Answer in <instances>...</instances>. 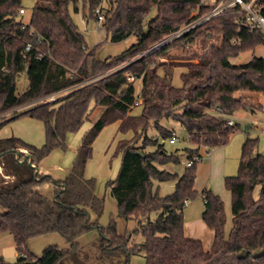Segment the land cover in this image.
<instances>
[{
	"label": "trees",
	"instance_id": "16d2710c",
	"mask_svg": "<svg viewBox=\"0 0 264 264\" xmlns=\"http://www.w3.org/2000/svg\"><path fill=\"white\" fill-rule=\"evenodd\" d=\"M108 2L104 23L107 37L117 42L135 35L137 40L118 56L97 60L95 49H88L69 7L73 4L78 11L81 3L88 9V18H97L95 10L101 0H36L26 25L18 19L24 9L23 0H0V119L12 112L10 121L30 116L46 127V143L41 148L16 136L0 139V232L13 235L17 251L14 262L0 254V264H67L66 259L75 262L73 249L56 244L37 256L30 250L29 240L58 233L74 242L94 227L100 229V248L120 252L126 246L129 256L144 252L146 264H264V254L252 256L253 251L264 248V154L258 151V138L247 136L238 173L225 177L232 196L229 234L224 202L211 189L201 191L205 204L202 219L214 234L209 249L202 240L186 235L184 219L186 204L199 195L198 163L187 166L188 160L201 154L203 147L210 150L229 142L240 125L228 124L223 116L262 108L253 99L235 94L264 95V58L254 55L242 64L232 63L231 58L263 45L264 31L246 27L238 30L233 14L204 22L197 27V36L207 37L218 28L221 42L198 55L197 63L179 65L187 71L181 73L182 86L177 87L173 76L178 64L169 65L160 58L172 45L193 43L195 30L154 47L205 15L209 8L201 0ZM259 4L264 14V0ZM193 11H197L194 17ZM28 43L31 48L25 51ZM160 68L163 75L158 72ZM105 72V77L95 79ZM126 72L141 82L142 110L137 115L130 113L136 88L133 81L127 80ZM23 73L29 85L18 93V77ZM66 90L70 92L64 97L40 102ZM93 101L103 111L85 134L67 177L57 179L40 173V162L54 149H65L67 134L78 131L90 117ZM29 105L24 111H16ZM169 120L179 122L188 134L190 145L182 149L186 168L181 175L158 167L179 162L181 157L179 149L169 151L166 147L176 135L166 125ZM116 122L120 132L132 130L134 136L118 142L116 153H122L121 167L107 186L122 216L139 222L145 239L132 247H127V239L112 227L100 225L104 198L96 193V179L84 177L95 140L106 126ZM151 127L157 137L149 134ZM10 177L14 182H8ZM153 179H176L174 191L160 196L153 190ZM47 183L53 185L51 196L38 190ZM90 212L97 215L95 221H91ZM152 212H157L154 220L150 218ZM243 250L249 255L239 258ZM126 258L123 264L129 262L130 257Z\"/></svg>",
	"mask_w": 264,
	"mask_h": 264
},
{
	"label": "rangeland",
	"instance_id": "374dc122",
	"mask_svg": "<svg viewBox=\"0 0 264 264\" xmlns=\"http://www.w3.org/2000/svg\"><path fill=\"white\" fill-rule=\"evenodd\" d=\"M35 3L36 0H23L24 12L18 16V19L24 23H28ZM78 7L79 10L76 11L74 5L71 4L69 7L70 14L78 26L79 31L83 34L87 42L88 49H95V58L97 60H106L108 58L118 56L136 42L137 39L135 35H131L121 41H111L110 38L107 37L106 33L98 31L97 19L93 17L88 18L86 16L88 15V9H84L81 3L78 4ZM104 8L106 13L109 8L108 0H105ZM196 14L197 11H193L192 17ZM193 21L194 19L191 22ZM190 23L183 25L182 28ZM196 29L197 28L193 29L195 30L193 35L197 37L193 43L186 44V42H182L177 45H172L164 56L160 58L161 61H164L169 65L178 64L174 67V71L176 69L177 70L174 72L173 76V84L177 87L182 86L180 70L187 71L185 66L179 65L187 62L197 63L198 55L209 52L213 44H219L221 42V36L218 28L213 29V32L210 35L208 34L207 37H198ZM158 46H160V44L156 45L154 48ZM263 48L264 44L258 49V52ZM253 53V51L249 50L241 53L238 58H242L243 55H246V57L249 56L250 58ZM257 54L258 53L254 55L256 56ZM244 60L246 61L247 59ZM158 72L163 75V68H160ZM107 74L108 73L105 72L97 74L94 77L95 79H100L101 77H105ZM19 77H24V79L28 81L25 73L21 74ZM133 82L136 91L140 92L141 82L137 79ZM67 94L68 93L63 94L57 99L64 97ZM243 94H245V92L239 93V95ZM94 105L95 103L93 101L90 117L83 123L80 129L76 132L67 134L66 148H56L47 156L48 163H60L66 166L68 162L71 166L73 165L77 150L82 144L85 134L89 131L93 122L99 118L103 111L102 107H95ZM139 106H132L130 113L132 114L133 111L135 115L139 114ZM8 116H11V119L14 117V114L10 113ZM254 116L255 119H252V117L249 116L237 121L240 127L232 135V138H230L227 144L213 148L209 153L205 150H201L204 154L202 162L198 163L196 178V189L199 191V195L186 204L184 209V219L188 234L186 235L190 238L202 240L205 247L209 244L214 234L202 220V213L205 208V204L201 191L205 187L207 189H211L223 200L227 216L226 233H228L232 226V196L225 186V177L236 175L238 173L242 147L247 136L258 138V151L260 150V152H264V112L262 110H258L254 113ZM166 125L173 129L179 138V142L177 144L171 145L168 141L166 143V147L169 151H176L179 149L181 157L179 162L158 164V167L160 169L181 175L186 168V156L181 154L182 149L190 145L189 142L185 140L188 134L185 127L177 121L169 120ZM249 126H252V128L249 129ZM149 134L155 137L158 136L157 131L152 127L149 130ZM0 136L20 137L27 143L41 148L46 143V127L40 120H36L30 116H20L4 124L0 128ZM133 136L134 132L132 130L126 133L120 132L119 123L117 122L106 126L94 142L93 154L86 164L84 173L85 178L96 179V193L99 197L104 198V211L99 217L100 225L105 227L110 226L117 235L124 236L128 242L127 247L140 244L145 238L139 229L138 220L134 218L126 219L122 216L116 199L110 193L107 182L109 180L116 179L121 167L122 153H116L118 142L121 140L131 139ZM159 139L161 140V138ZM149 149L153 150L154 147H150ZM27 170L28 168L23 169L24 172H27ZM45 174L52 175L51 173ZM61 176H64V174ZM8 180L9 183L14 182V178L12 177ZM152 182L153 190L158 191L160 196L171 194L176 186V179H170L167 181H158L153 179ZM38 190L47 196H51L53 185L49 183L43 184L39 186ZM256 193L258 194V190ZM90 216L91 221H95L97 219V215L93 212H90ZM156 217L157 212H152L150 214V218L152 220ZM100 236V229L98 227L92 228L89 232L80 236L74 242L68 241L58 233H49L30 239L29 248L37 256L42 254L44 248L53 244L67 250L73 249L75 252V262L66 259L64 262L67 264H70L71 262L75 264H123L126 261L127 256L130 257L127 264H146L144 252L130 253L129 256L127 250L125 249L126 246H124L120 252L118 249H112L109 251L100 248ZM0 254L3 255L9 262H14L17 259L15 241L13 235L9 232H0Z\"/></svg>",
	"mask_w": 264,
	"mask_h": 264
},
{
	"label": "built area",
	"instance_id": "2783aa9c",
	"mask_svg": "<svg viewBox=\"0 0 264 264\" xmlns=\"http://www.w3.org/2000/svg\"><path fill=\"white\" fill-rule=\"evenodd\" d=\"M201 4L207 6L209 8L208 12L205 15L199 16L194 19L193 22H191L189 25L185 26L184 28L180 29L179 31L173 33L171 36H169L167 39H165L160 45L165 44L167 42H170L174 40L175 38H178L180 36L185 35L189 31L197 28L204 22L210 21L211 19H214L216 17L225 15V14H233L235 23L238 26V30L242 29L243 27H246L250 30L260 29L264 31V14L261 11V7L259 4V0H201ZM105 0H101L100 5L96 8L95 13L97 16V22H98V31L105 33V20H106V13H105ZM24 9L20 10V13H23ZM23 22V21H22ZM26 25V22L24 23ZM210 35V33H209ZM235 42V40H233ZM31 48V43H28L26 45L25 51ZM127 80L128 81H134L135 76H133L131 73H126ZM70 90L62 91L60 93L52 94L44 99H42L40 102H50L56 100L59 96L69 93ZM141 104V96L140 92L136 91V100L133 104L134 106H139ZM30 106H25L23 108H20L16 111H19L21 109H28ZM12 113V112H11ZM227 123L232 125L235 123L234 118L230 116H223ZM252 126H249V129H251ZM187 141V137L185 139ZM169 142L171 144H176L179 142V138L174 134L170 139ZM203 159L201 154H195L193 157L188 160L187 166H191L194 163H199Z\"/></svg>",
	"mask_w": 264,
	"mask_h": 264
},
{
	"label": "crops",
	"instance_id": "0c3cea01",
	"mask_svg": "<svg viewBox=\"0 0 264 264\" xmlns=\"http://www.w3.org/2000/svg\"><path fill=\"white\" fill-rule=\"evenodd\" d=\"M261 46L262 45L258 46L255 50H253L254 53L252 54V56H250V58H249V56L246 57V55H243L242 58H238V56L240 55L239 54L238 56L231 58V62L234 63V64L246 63V62L250 61L252 59V57L254 56V54H256V53H258L256 56H259V57H263L264 58V48L263 49H260V51L258 52V49L261 48ZM244 59H247V60L245 61ZM242 61H245V62H242ZM182 72L183 71L180 70V75H181ZM28 85H29V83H28V81L26 79H24V77H18V85H17V87H18V89H17L18 93H22L24 90H26L27 87H28ZM239 93L240 92H237L235 95L237 97L251 98L255 102L259 103L262 106V108H257V109L250 108L248 110H241V111L236 112L235 114L231 115L234 118L235 122H237L239 119H243V118H246V117H249V116H251L252 119H255L254 118L255 117L254 116V113L257 112L258 110H262L264 112V95H262L260 93H257V92H245V94H243V95H239ZM139 108H140V112H139V114H140L142 108L140 106H139ZM24 110L25 109H21V110L18 111V113L21 112V111H24ZM132 114H134L133 111H132ZM10 117L11 116H8L7 115L5 118L0 119V124H2V126L4 124H6L8 121H10ZM4 137H6V136H0V139L1 138H4ZM231 138H232V136H231ZM201 150H205L207 153H209L211 151V149L209 150V149L204 148V147ZM259 152H260V150H259ZM200 153H201V155L203 157V154L204 153L201 152V151H200ZM260 153L261 154H264V152H260ZM70 169H71V165L68 162H67V165L66 166H64V165H62L60 163H48L47 162V157L44 158L40 162L39 167H38V171L40 173H43V174H45V173H51L52 176L55 177V178H57V179H65L67 177V175L69 174ZM63 174H64V176H61ZM204 189H207V188L205 187ZM229 231H228V233H226L227 235L229 234ZM185 233L187 234L186 223H185ZM212 243H213V237L210 240L209 244L206 246L207 248L206 247L205 248L206 249H209L212 246Z\"/></svg>",
	"mask_w": 264,
	"mask_h": 264
},
{
	"label": "water",
	"instance_id": "95a60500",
	"mask_svg": "<svg viewBox=\"0 0 264 264\" xmlns=\"http://www.w3.org/2000/svg\"><path fill=\"white\" fill-rule=\"evenodd\" d=\"M142 152V151H141ZM19 156V153L17 154ZM29 164L31 165V162H29ZM37 170H38V167H37ZM264 254V248L262 249H258V250H255L252 252V256L253 257H260ZM249 255V252L246 251V250H243L239 253V258H245Z\"/></svg>",
	"mask_w": 264,
	"mask_h": 264
}]
</instances>
